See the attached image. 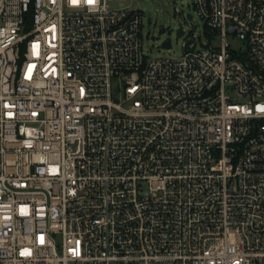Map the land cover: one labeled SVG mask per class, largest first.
<instances>
[{
    "label": "built area",
    "instance_id": "built-area-1",
    "mask_svg": "<svg viewBox=\"0 0 264 264\" xmlns=\"http://www.w3.org/2000/svg\"><path fill=\"white\" fill-rule=\"evenodd\" d=\"M194 6L0 0V264H264V0Z\"/></svg>",
    "mask_w": 264,
    "mask_h": 264
},
{
    "label": "rangeland",
    "instance_id": "rangeland-1",
    "mask_svg": "<svg viewBox=\"0 0 264 264\" xmlns=\"http://www.w3.org/2000/svg\"><path fill=\"white\" fill-rule=\"evenodd\" d=\"M112 8L139 9L144 11V45L145 52L153 57H178L183 52L184 37L178 35L177 29L180 22H184L185 29L189 34L204 36L201 40L212 39L216 45L220 44V37L216 32L207 29L201 16L196 12L194 0H108ZM189 13L193 19L183 17ZM172 29L171 34L169 30ZM149 33V37L147 34ZM171 36L173 46L171 49L164 47L163 42ZM232 47L241 48L242 42L238 37L228 36Z\"/></svg>",
    "mask_w": 264,
    "mask_h": 264
},
{
    "label": "water",
    "instance_id": "water-1",
    "mask_svg": "<svg viewBox=\"0 0 264 264\" xmlns=\"http://www.w3.org/2000/svg\"><path fill=\"white\" fill-rule=\"evenodd\" d=\"M188 16L190 18H192V14L191 13H189ZM171 32H172V29L169 30V34H171ZM177 32H178V35H180V36L184 34L183 22H180V26L177 29ZM163 46L167 47V48H170L172 46V38H171L170 35L164 40Z\"/></svg>",
    "mask_w": 264,
    "mask_h": 264
}]
</instances>
